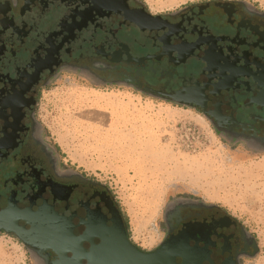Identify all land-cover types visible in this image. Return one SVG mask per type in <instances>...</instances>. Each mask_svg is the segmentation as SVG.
Wrapping results in <instances>:
<instances>
[{
  "label": "flooded vegetation",
  "instance_id": "flooded-vegetation-1",
  "mask_svg": "<svg viewBox=\"0 0 264 264\" xmlns=\"http://www.w3.org/2000/svg\"><path fill=\"white\" fill-rule=\"evenodd\" d=\"M66 73L197 110L225 137L264 149V10L212 1L153 14L139 0H0V214L50 209L81 237L84 222L113 228L119 212L130 237L109 190L63 168L45 138L43 91ZM17 227L31 229L22 218ZM180 234L202 264H244L258 247L230 214L192 200L168 208L161 245ZM57 259L49 251L39 260Z\"/></svg>",
  "mask_w": 264,
  "mask_h": 264
},
{
  "label": "rangeland",
  "instance_id": "rangeland-1",
  "mask_svg": "<svg viewBox=\"0 0 264 264\" xmlns=\"http://www.w3.org/2000/svg\"><path fill=\"white\" fill-rule=\"evenodd\" d=\"M139 1L153 14L212 1L264 10V0ZM40 117L62 167L109 190L143 251L163 242L168 208L192 200L241 222L258 243L244 264H264V149L225 137L197 110L72 73L43 91ZM0 264L43 263L18 239L0 234Z\"/></svg>",
  "mask_w": 264,
  "mask_h": 264
},
{
  "label": "water",
  "instance_id": "water-1",
  "mask_svg": "<svg viewBox=\"0 0 264 264\" xmlns=\"http://www.w3.org/2000/svg\"><path fill=\"white\" fill-rule=\"evenodd\" d=\"M176 102L181 104L175 100ZM18 218L26 220L31 229H19ZM113 221L116 225L113 228H108L106 224L96 226L84 222L87 231L83 236L77 237L71 220L50 209L44 208L35 214L21 213L18 216L5 211L0 214V230L16 234L25 247L36 251L33 253L39 259L45 253L53 251L58 259L52 264H202L198 251L189 246L182 234L167 240L156 250L146 252L131 241L119 212L114 213ZM2 223L10 226L4 227ZM95 238L101 240L100 244L94 243ZM85 242L91 244L90 251L85 249ZM179 259H182L181 263L178 262Z\"/></svg>",
  "mask_w": 264,
  "mask_h": 264
}]
</instances>
